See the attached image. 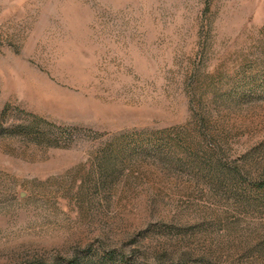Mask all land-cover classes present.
<instances>
[{"label": "rangeland", "instance_id": "rangeland-1", "mask_svg": "<svg viewBox=\"0 0 264 264\" xmlns=\"http://www.w3.org/2000/svg\"><path fill=\"white\" fill-rule=\"evenodd\" d=\"M0 264H264V0H0Z\"/></svg>", "mask_w": 264, "mask_h": 264}]
</instances>
